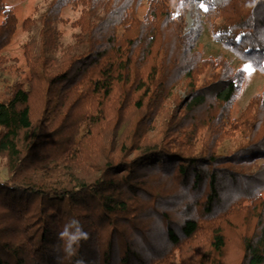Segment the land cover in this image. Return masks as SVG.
I'll return each mask as SVG.
<instances>
[{"label":"trees","instance_id":"obj_1","mask_svg":"<svg viewBox=\"0 0 264 264\" xmlns=\"http://www.w3.org/2000/svg\"><path fill=\"white\" fill-rule=\"evenodd\" d=\"M201 6L264 73V0H40L22 22L0 0V52L28 33L0 80V264H264V89L234 116L246 71L197 48Z\"/></svg>","mask_w":264,"mask_h":264},{"label":"rangeland","instance_id":"obj_2","mask_svg":"<svg viewBox=\"0 0 264 264\" xmlns=\"http://www.w3.org/2000/svg\"><path fill=\"white\" fill-rule=\"evenodd\" d=\"M40 0H8V3L11 7L16 11L20 21L22 22L25 18H27L30 14H32L35 5ZM204 6L201 8L197 7L194 10V13L190 12L186 13L185 16V30H190L195 27H203L200 36L197 39V48L203 50L206 54L224 52L233 59L234 64L238 67L241 66L245 69L246 73V81L242 88V91L235 103L233 114L234 116L241 113L242 110L245 109L250 99L259 91L264 89V73L257 69L253 63L249 60H241L234 53L226 49L221 42L217 41L205 22V15L203 14ZM28 33L23 32L21 30L18 31L17 35L12 39L11 43L0 52V80L5 79L6 77L12 78L14 76H20V74H24V71H27L28 68L25 64L24 57L22 56V44L28 40ZM69 37H66V40H69ZM4 85L3 82L0 81V96L4 95ZM185 89L183 87H178L177 92L182 96L185 95ZM1 96V97H2ZM169 103L166 105L168 108ZM157 117L155 121L150 126H155L154 130H150L147 136L149 139H156L160 134L162 127V120ZM149 126V127H150ZM161 136V134L159 135ZM158 136V137H159ZM7 176V167L4 162H0V178H5ZM236 247H234L231 252L234 253Z\"/></svg>","mask_w":264,"mask_h":264},{"label":"clouds","instance_id":"obj_3","mask_svg":"<svg viewBox=\"0 0 264 264\" xmlns=\"http://www.w3.org/2000/svg\"><path fill=\"white\" fill-rule=\"evenodd\" d=\"M257 0H252L254 5ZM57 238L62 241V245L57 247L58 251H62L66 257H72L76 255V252L82 241L89 239V233L85 231L81 222L72 218L68 220L62 229L57 233ZM77 264H84L83 260H78Z\"/></svg>","mask_w":264,"mask_h":264}]
</instances>
